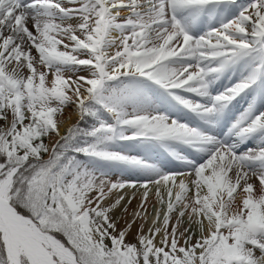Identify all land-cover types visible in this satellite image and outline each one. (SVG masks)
I'll return each instance as SVG.
<instances>
[{
    "label": "bare ground",
    "instance_id": "obj_1",
    "mask_svg": "<svg viewBox=\"0 0 264 264\" xmlns=\"http://www.w3.org/2000/svg\"><path fill=\"white\" fill-rule=\"evenodd\" d=\"M17 1L0 0V70L2 75L6 76L14 85L17 92L15 100L22 103L23 83L29 82V77H32L26 68L30 64L34 71L37 67L40 70L42 66L40 67L35 60L42 54L48 60L56 59L57 61L59 59L70 60V62L72 60L75 63V68H71L73 66L70 67L69 62L59 64L57 69L48 76L49 82L55 74L61 79L60 81H63L66 96L70 102L68 107L63 106L61 115L54 121L52 133L48 135L46 141L48 150L53 148L57 139L79 118L80 107L84 100L93 98L99 102L94 97V93L107 82H110L108 83V87L111 88L110 92L116 94L118 87L115 81H120L125 74H127L125 77H128V74L132 76L137 72L134 63L119 65L116 61L109 65L111 76L109 78L103 76L102 62L109 63L113 60L114 57L109 58V55L113 54L112 51L114 48H118V43L122 40V34L114 26L107 24L109 20L111 22L116 19L121 20L132 10L133 14H131L130 20H140L143 40L152 41L153 49L151 51L155 54L162 52L160 50L162 46H160L161 43L156 44L154 35L163 29L161 26L154 27L153 25L155 22L159 24L157 19L162 18L167 10V13H173V18L178 20L179 28L177 30H181L182 27L192 28L186 21L187 17L180 12H175L172 8L174 6L171 3L168 4L167 0H96L98 11L95 9L97 12L93 13L87 7L84 8L86 3L84 0H25L22 4H18ZM186 1L199 2L198 0ZM202 1L205 3L198 4V6L204 7L206 3L213 0ZM214 1L216 4H223L227 0ZM236 1L243 2V0ZM76 4H81V7L74 8L73 6ZM132 6L133 9H131ZM27 10L31 12L28 13ZM192 12L194 11L192 10L190 14ZM71 13L84 15L85 18L89 14L92 28L95 31L93 32L97 34L96 39L100 43L97 50L99 58L95 60L96 67L93 65L94 68H89L84 63L86 57L84 60L83 57L87 55L84 44L88 39L81 41L77 37L79 34L83 35L75 27L80 18H76L77 16L72 18V16V19H69ZM237 14L239 13L234 10L228 12L224 16L223 29L219 32L223 31L222 39L224 37L227 39L224 41L238 45L237 47L241 50L249 44L242 41L244 39L242 36L245 33L238 23L243 22V17L242 14ZM25 30L38 33V35H34L36 38L32 39L30 35L27 36L24 33ZM52 31L56 34H53ZM139 31L141 32V30ZM196 32L192 31V35H195ZM207 32L209 34L202 32L193 39L194 46L198 50V58H194L197 57L196 55L191 57V54L194 53H189L190 56L179 57L182 59L184 71L189 70V74L184 76L188 72L185 74L182 69H180L181 72L179 70L178 72L181 74L184 72L183 78L189 79L190 77L191 79L188 81H184V79L183 82L178 81L180 80L178 77L179 79H173L167 86L159 82L164 88L171 89V100L183 99V105L194 112H200L202 108H199V105L197 106L194 101L186 100L192 95V90L187 88L196 85L193 79L199 72L207 71L208 66L204 65L206 60H223L222 51L216 49L219 44L217 27L213 30L214 34L212 31L211 34L210 31ZM51 33L53 35L49 37ZM103 40L107 41L109 45L102 47L101 41ZM83 41H85L84 44ZM262 41H264V36ZM237 52L238 50L230 49V54ZM73 53H78L79 56L73 59ZM169 55L172 56L174 53ZM90 56L92 57V55ZM47 64L50 66L48 62ZM255 67L258 69L251 74L248 73L245 78L243 77L238 88L249 89L255 86L260 76L259 82L262 80L263 71H259L260 64L257 63ZM262 68H264V63ZM146 71L136 75H141L149 81H156ZM215 72L217 73V71ZM234 75L237 73L235 72ZM234 75L226 73L220 79L217 76L213 80L231 83ZM94 77L98 85L93 84ZM181 82L184 85H180ZM149 86V90L160 94L156 86L153 84H149ZM134 92L133 97L129 98V102L132 99L141 101V105L147 107L144 112H152V108L144 106L146 104L142 102L150 99L148 94L141 90H134ZM206 94L210 101L216 100L218 107L222 109L226 108L237 95L235 91L224 92L219 96L211 95L210 91H207ZM160 99L163 101L165 117H168L171 125L175 128L170 134L167 135L163 132L166 130V125L154 128L155 123H159L155 120V123H150L151 125L144 129L135 128L136 133L128 131L120 135L113 133V130L109 131L123 145L133 146L142 140V145L146 146V151H143L142 154L139 150L137 152L133 150L132 156L129 151L121 156L118 152L116 153L118 155L116 163L121 167L127 165L131 169H123L124 167L119 168L118 165L111 166L109 164L106 165L107 168L103 172H93L90 168L88 170L90 172L85 176L82 174L84 176L82 178L79 176V170L84 164H79L64 176L63 182L71 183L69 192L71 201L77 210L76 214L85 213L84 215L89 218L103 211L104 219L107 221L106 227L111 236L117 245L123 247L124 253H130L131 261L143 260L149 263L165 259L173 264L188 254L192 262L200 264L210 258L214 246L220 243L229 250L232 260L238 264H249L253 260H255V264H264V108L257 107V112L250 113L251 101L249 98L245 99V106L242 108H238V106L236 107L238 109L235 110L234 119L239 124L238 133L220 136L215 132L216 130L212 131L211 128H207L204 123L195 120V118H187L181 125L180 118L185 115L184 112H181L173 104L172 108L166 105L164 95L160 96ZM136 103L138 106V102ZM222 109L205 113V116L219 124L223 113ZM106 110L115 120L117 126H126L128 123H132V115H129L128 112H120L117 108L109 106H106ZM7 112L6 126H10L16 123L17 117L10 108ZM26 114H28L26 109L19 107L17 115L26 116ZM174 119L177 120L174 121ZM227 120L228 118L224 116L223 121ZM235 125L237 124L235 123ZM134 126L136 127V125ZM204 130H209V135L202 139L201 150L192 153L193 164L173 165L172 163L181 158L183 154H188L189 146L199 140V134ZM146 139L153 143L154 150L151 149L148 152L150 149L148 143H143ZM166 139L169 140V143L160 142ZM160 148H163V151ZM130 151L132 152V150ZM163 159L167 163L163 162ZM136 169L143 170V172L134 173ZM10 187L8 175L0 182V234L7 252L8 263L22 264V258H25L28 264H57L51 256L53 254L63 263L74 264L72 253L57 239L49 235H42L36 225L18 216L8 201ZM225 221L227 222L225 223ZM187 245L188 251H186ZM133 247H137V250L132 252L131 248Z\"/></svg>",
    "mask_w": 264,
    "mask_h": 264
},
{
    "label": "rangeland",
    "instance_id": "obj_2",
    "mask_svg": "<svg viewBox=\"0 0 264 264\" xmlns=\"http://www.w3.org/2000/svg\"><path fill=\"white\" fill-rule=\"evenodd\" d=\"M24 1L25 0H18L17 3L19 2L18 4H22ZM85 1L88 6L91 3H93L92 8L94 9L92 10L96 12L97 10L96 2L94 0H89L88 2L87 0ZM198 1L199 2L190 3L187 2L186 0H167L168 4L171 3L174 6L172 8L174 9L175 12L176 11L178 13L180 12L183 16L187 17L186 21L192 28L190 29L183 27L181 28V30H177V28H179L178 20L176 18H173L174 16L173 13L171 12L167 13L168 10L164 13L165 15L164 14L162 15V18L160 17L161 20L160 18H158L159 20L156 18L157 21H159V24H157L158 22H155V25L153 26L154 27L161 26L163 29L162 31H159L157 32V34L154 35L156 44L159 45V43H161L160 46H162L160 47V50L162 52L161 53L159 52L157 54L151 51V49H153L152 41H148L145 39H144L145 41L143 40L144 38L142 35L143 29L140 20L139 19H134L133 21L130 20V16L131 14H133L132 13L133 11L131 10L134 8L133 6L132 8L130 7L131 9L129 8L131 11L129 14H126L127 16L125 15L126 18L124 16L125 19L122 18L121 20H115L114 22L113 21L111 22V20L108 21L107 23L108 25L114 26L118 30V32L122 34L121 35L122 40L118 43L119 44L118 48L116 49L114 48V50L112 51L113 54L109 55V58L114 57L113 60H111V62L109 63H107L106 61L102 62L101 67L103 69V73H104L103 75L109 78L111 76V69L109 68V65L117 61L119 65L134 63L133 65L135 66L137 71L136 74L147 70L146 72L149 73L148 75L153 76L154 80L156 81H149L145 77H142L141 75L137 76L135 73H134L135 75L132 74V76L128 74V77H125L127 76V74H125L121 77L120 81L119 80L115 81V84L118 87V88L116 87L118 89V92L116 94L110 92L111 88L108 87L109 86L108 83L110 82H107L106 85H104L102 88L98 89L95 92L94 96L103 105V107L109 106V107L117 108V110L120 112H128L129 115L130 114L132 115L131 116L132 123H128L126 126L118 127L111 122L112 124L111 126L104 128L102 126L101 129L100 128L98 129L97 135L95 136L89 151L85 152L84 157H82V159L75 164V165L84 164V166H82V168L79 170L80 177L83 178L85 174L89 173L90 171L88 172V170H90V168L91 171L93 172L96 171L103 172L104 170H106L109 164L111 166L115 164L114 166L118 165L117 167L119 168L124 167L123 169H128L129 167L127 165H123L121 167L119 164L116 163V157L118 156L116 155V153L118 152L119 155L121 156L122 154L124 155L126 151L127 152L129 151L130 156H132L133 154L131 153H133V150L134 152H137V150H139L141 151V154L143 151L144 152L146 151L145 149L146 146L144 147L141 143L142 140H140V142H137L136 145H133L134 148H132L133 147L132 145L126 146V144L123 145L119 141L115 140V137L109 131L113 130V133H117L121 135L127 133L128 131L135 132L134 130L135 128L144 129L146 126H150L151 125L150 123H155V122H159V123H155L154 128L159 127L160 125L167 126L166 130L163 131L167 135L170 134L175 129L168 120V117H165V112L163 109L164 107L163 101L160 99V96L164 95L166 105L172 108L173 103L170 98L171 89H167L168 87L164 88L162 85L167 86L169 82L173 81V79L180 78V80L178 81H183L186 78L183 77L189 74V70L187 71L188 73L184 71L183 69L184 65L181 63L182 59H180L179 57L190 56L189 53H194L191 54V57H194L196 55L197 57L194 58H198L199 56L198 50L195 48L194 46L195 44L193 40L195 36H197L198 34H201L202 32L204 33L206 32L207 34H209V32L207 31H210V34L212 31V33L214 34L213 32L214 27H217V31L219 33V34L217 33L219 44L216 49L222 51L221 55L223 57V60L221 61L206 60V62H204V65L206 64L205 66H208L207 68L208 72L201 71V74L193 79L194 81H197L196 82L197 87L202 88L206 85V83H203L201 81H212L213 78H216L217 76L220 78L224 76L226 73H231V76H233L235 72L237 73V75H234L233 83L238 84L240 83V80L243 77L245 78V76L248 73L251 74L258 69L255 67L257 63L260 64L259 71H263L264 74V68H262V64L264 63V41H262L261 39L264 36V0H243V2H237L236 0H229V3L232 6L229 3H227L228 0L225 2L226 4L225 3L216 4L215 1L213 0L210 3H206L204 7L198 6V4L205 2H203L202 0H198ZM80 5L81 4H76L73 7L79 8L81 7ZM69 8L70 7H68V9ZM228 8H234V9H228ZM192 10L194 12H192V14H189ZM229 10L230 11L234 10V12L239 13L237 15L242 14L243 17V22L238 23L240 24V28H242L245 33L244 34L245 37L242 36V38L244 39L242 38L241 39L243 42L249 45L247 47L242 48L241 50L239 49V47H237L238 45L230 43L229 40H228L229 42H226L227 39L225 37L222 39L224 33L223 31L219 32L221 29H223L224 16L228 12H230ZM27 12L30 13L31 11L27 10ZM74 16H77L76 18L78 19L80 18L79 20L77 19L78 22L75 24V27H77L79 29L78 31L83 34L82 36L80 34L79 36L76 34L77 37H79L81 41L84 39L86 41V39H88L87 40L88 42L86 41L85 44H84L85 41L82 42L85 46V47L83 46L84 50L85 51L87 50L86 51L87 55L89 53L88 57L87 55L83 57V60L86 57L84 63L88 65V66L86 65L87 67L94 68V66L96 65L95 60L99 58V55L97 54L98 53L97 50H98V46H100L99 45L100 43L96 42L97 34L94 33L95 31L92 28L91 19H89V14L87 15L88 17L86 16L85 18L84 15H79V14L76 15V13H71L69 14V19L71 17L74 18ZM241 25L243 26L241 27ZM139 30H141V32ZM192 31L195 32L197 31V32L195 35H192L193 34ZM30 32L27 30L24 31V33H26L27 36L30 35V38L32 39L36 38L35 36L38 35V33L36 34L34 32H31L32 33L31 34ZM52 33L56 34L53 31ZM52 33L50 34L49 37L53 35ZM220 33H221L220 36L221 39L219 37ZM101 45L102 47H104L109 44L106 42ZM230 49L238 50V52L235 54H230ZM114 51L116 52L114 53ZM172 53H174V55H172ZM40 54L42 53L40 52ZM73 54H74V56L72 57L73 59L74 57L79 56L78 53H73ZM152 54L154 55L152 56ZM169 54H171L173 57L170 56ZM90 55H92V57ZM36 59L37 60H35V62L38 65H40V67L42 66V68H40L39 70V68L37 67L35 68L34 71V68L31 67L30 64H28V66L30 67L27 66L26 70L28 73L30 72V76L32 77H29L28 79L29 82L25 81L23 83L22 103L18 102V100H15V98L17 97V92L15 90V87L12 84V82H10L7 79L6 76L4 77L2 75L0 70V130L3 131V138L1 140V152L6 150L9 152V154L12 152H17L20 155L26 157L28 160L30 158L46 159L49 157L50 151L48 150L46 145L47 137L50 133H52L54 127V121L59 115H61L63 106L68 107V105L70 104V102L68 101L69 98H67L66 96L67 94L65 92L63 81H60L61 79L57 76V74H55L54 75L55 78L53 77L49 82L48 79L49 74L53 72L55 69H57V66L59 64H63V63L69 62L70 67L73 66L71 68H75V63L72 60L71 62L70 60L64 61L59 59H57V61L56 59H53L54 61L48 60L46 57L43 56V54ZM47 62L50 64V66L47 64ZM180 69H182L185 72V74L186 73L187 74L184 75L183 74L184 72L181 74L180 72L182 70ZM178 70L180 72H178ZM215 71H217V73ZM30 78H32L31 81ZM45 78L47 79L46 81ZM188 80H190V77L189 79H185L184 81H188ZM51 81L54 82L52 83ZM92 82L93 84L98 85V82L95 79V77L93 78ZM183 82H181L180 85H184ZM149 84H153L154 86H156V89L159 90L160 94L158 95L153 91L149 90L150 88ZM134 90L145 91L148 94L150 99L143 100L142 102H145L146 105L144 106H150V108H152L153 110L152 112H144V109L147 107H143L141 105L142 103H140L141 101L139 102L132 99V101L129 102L131 96L133 97L135 93ZM131 92L134 93L132 94ZM247 97L252 102V104H254L255 107L258 105L260 106L264 105V80L258 86L250 88L247 92ZM136 102H138L139 104L138 106H136L137 104ZM19 107L25 108L28 114H26V116L17 115V111L19 110ZM9 108L11 109L15 117H17V120L16 123L10 126H6L7 113H8L7 110ZM221 116L222 117L227 116L229 118V121L225 122L224 126H222L224 128H218V126L221 124H217V122H215L214 120L205 119L203 117H199L198 120L201 123L206 124L209 128L212 129V131L216 130L215 132L220 134V136L228 135V134L236 135L238 133V127L234 124H231V122L233 123L235 121H232L229 114L227 115L226 113H222ZM134 125H136V127ZM125 130L127 131L125 132ZM206 131L205 130L202 131V133L199 134L200 136L199 140L194 141L189 146L188 154H183L181 158H179L177 161H174L172 164L192 165L193 164L192 153H197L201 150L202 139L208 137L209 135L208 134L209 131L208 130ZM148 141L149 140L146 139L143 141V143L145 142L146 144L148 143L150 148L148 150L149 152L151 149L154 150V148L152 146L153 143L151 142L152 143L151 144ZM160 142L169 143V140L166 139ZM138 145L141 147H139ZM135 146L136 148L138 147L139 148L136 149ZM128 149L132 150V152ZM160 149L161 151H163V148ZM163 162L167 163V161H164V159ZM73 169L74 166L70 171H68V173L71 172ZM136 170H134V173L143 172V170L140 171V169H136ZM1 172H3L2 165H0V174ZM65 175L63 174L56 184L57 192L60 193L64 202L67 204L68 208L70 209L72 213V217L81 225L82 227L81 229L86 234L88 239L91 240L92 244H96L99 246V250H98L99 253L106 254V252H108L109 250H113L115 251L114 257L116 262L119 261L123 264H134V262L135 264L136 263L137 264H171L169 261L165 259H164L165 261L157 260L149 263L143 260L131 261L129 258L130 253L129 254L124 253L125 250L123 249V247L119 246V244L117 245L113 237L111 236L109 229L106 227L107 221L106 219H104L103 211H100L99 214H97L96 216H90L89 218L86 217V215H84L85 213L76 214L77 210L75 209L76 208L75 204L71 201L72 200L70 198L71 193L69 192L70 191L69 188H71V183L68 182L67 184L63 182V178ZM41 179L42 178L38 179L36 184L31 183L27 187L25 192L24 191L21 192L22 194L17 191L14 193V195L9 194L8 196L9 201L10 200L17 201L22 208L30 211L32 216L40 221L44 219L43 211L45 210V207L48 204L46 202L45 204L42 203L44 200V192H43L44 184H43V179L42 180ZM226 222L227 221H225V223ZM136 250L137 247L131 248L132 252ZM186 251H188V245ZM185 255L186 256L181 257L173 264H198V262H192L191 258H189L190 255L188 254ZM200 264H238V263L232 260L229 250L223 244L219 243L216 246H214L213 254L211 253L210 258L208 260H204ZM249 264H255V261H250Z\"/></svg>",
    "mask_w": 264,
    "mask_h": 264
},
{
    "label": "trees",
    "instance_id": "obj_3",
    "mask_svg": "<svg viewBox=\"0 0 264 264\" xmlns=\"http://www.w3.org/2000/svg\"><path fill=\"white\" fill-rule=\"evenodd\" d=\"M102 115H104L103 111L92 102L85 103L81 120L70 129L66 138L58 142L48 161L32 159L26 162L27 159L17 152L9 154L5 151L0 154V165L4 167V170L25 163L14 177L12 193L25 192L31 183L36 184L38 179H43L44 200L42 203H48L43 211L44 219L40 221L33 218L30 211L14 201L12 205L16 211L23 216L32 217L42 231H48L59 239L75 254L77 261L81 264H119L115 262L112 252L107 254L98 252L99 246L92 244L81 230V226L72 219L68 207L56 189L59 177L80 158L84 145L90 141L95 124L100 122ZM0 261L4 263L1 242Z\"/></svg>",
    "mask_w": 264,
    "mask_h": 264
},
{
    "label": "water",
    "instance_id": "obj_4",
    "mask_svg": "<svg viewBox=\"0 0 264 264\" xmlns=\"http://www.w3.org/2000/svg\"><path fill=\"white\" fill-rule=\"evenodd\" d=\"M66 134V133H65ZM1 220V219H0ZM3 223V222H2Z\"/></svg>",
    "mask_w": 264,
    "mask_h": 264
}]
</instances>
